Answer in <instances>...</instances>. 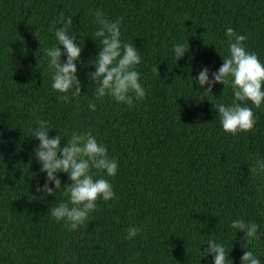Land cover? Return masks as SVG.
<instances>
[{
	"label": "trees",
	"instance_id": "obj_1",
	"mask_svg": "<svg viewBox=\"0 0 264 264\" xmlns=\"http://www.w3.org/2000/svg\"><path fill=\"white\" fill-rule=\"evenodd\" d=\"M97 9L119 20L122 39L140 50L146 96L132 107L93 95L86 73L99 50L91 38ZM61 12L73 16L83 46L81 95L70 102L52 89L43 55ZM228 27L264 61V0H0V264H210L199 252L209 240L223 243L233 264L246 250L264 264V105L248 102L256 124L232 135L215 109L232 102L231 88L191 87L201 68L223 63ZM176 42L189 43L177 61ZM38 118L65 139L74 130L93 134L118 160L117 174L106 177L115 197L98 199L77 230L50 215L66 199L62 188L55 196L36 190L46 177L30 135ZM236 218L257 223L260 239L236 233ZM133 225L142 230L127 240Z\"/></svg>",
	"mask_w": 264,
	"mask_h": 264
},
{
	"label": "clouds",
	"instance_id": "obj_2",
	"mask_svg": "<svg viewBox=\"0 0 264 264\" xmlns=\"http://www.w3.org/2000/svg\"><path fill=\"white\" fill-rule=\"evenodd\" d=\"M95 23L99 25L92 35L98 44L97 54L88 63L94 70L86 73L89 82L94 84L93 95L97 100L110 97L117 104L134 106L146 96V89L137 66L142 62L140 50L133 41L122 39L121 22L109 20L105 13L97 9ZM57 25H62L58 27ZM52 32L55 43L43 49L46 58V70L51 76V87L61 93L58 98L70 102L81 95V81L77 64L80 62L83 46L80 44V31L73 29V16L60 13ZM80 39H77V36ZM227 37V55L221 56L223 63L215 71L205 66L192 79L211 93L216 83L230 87L232 102H218L215 105L219 113L220 124L224 131L236 135L241 131L252 130L257 117L253 107L264 105V61L258 54L249 51L245 45L247 36L236 32L232 27L225 30ZM62 46V48H61ZM189 43L176 42L171 52L175 61L184 57ZM62 57L64 58L62 60ZM158 73V70L156 68ZM159 74V73H158ZM252 106H249V103ZM95 110L96 104L89 103ZM55 126L47 119H37L30 127V135L39 143L34 147V155L41 165L40 171L46 173L45 182L37 185L36 190L55 196L57 189H63L66 199L59 201L50 209V215L57 222L63 221L67 228L77 230L89 221L90 213L97 208V200L109 201L115 197L111 182L106 177H114L119 163L109 155L108 146L97 140L91 133L72 131L70 135L50 136ZM64 140L63 146L61 140ZM95 170V171H93ZM257 171H264V160L257 163ZM58 173L67 174L68 181L63 185ZM53 186H49V185ZM231 228L241 231L245 240L260 239L259 225L255 222L236 218ZM139 226H129L125 239L133 240L141 232ZM208 247L200 252V260L211 256L210 264H233L230 251L216 240H209ZM240 264H261V260L251 250L244 251Z\"/></svg>",
	"mask_w": 264,
	"mask_h": 264
}]
</instances>
